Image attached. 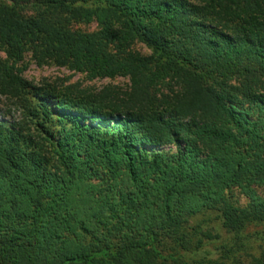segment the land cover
Returning a JSON list of instances; mask_svg holds the SVG:
<instances>
[{
  "label": "trees",
  "instance_id": "trees-1",
  "mask_svg": "<svg viewBox=\"0 0 264 264\" xmlns=\"http://www.w3.org/2000/svg\"><path fill=\"white\" fill-rule=\"evenodd\" d=\"M0 54L19 113L0 121V264H245L264 224V0H0ZM27 56L130 87L33 83ZM211 211L236 236L217 259L191 226Z\"/></svg>",
  "mask_w": 264,
  "mask_h": 264
},
{
  "label": "rangeland",
  "instance_id": "rangeland-1",
  "mask_svg": "<svg viewBox=\"0 0 264 264\" xmlns=\"http://www.w3.org/2000/svg\"><path fill=\"white\" fill-rule=\"evenodd\" d=\"M75 28L82 32H93L97 30V24H78ZM135 50L144 55L149 54V51L142 45H137ZM0 58L5 59L6 56L0 54ZM18 66L24 69L23 76L25 79L33 83L48 81L62 86H74L94 93H98L107 87L123 91L130 87L128 78L91 80L86 74L76 73L68 68L58 67L53 64L39 67L35 62L31 61L30 56H27L25 61ZM9 115L18 117L19 113L15 111L9 101L0 96V121H9ZM258 192L264 196V189L260 188ZM228 194V197L235 205L240 207L248 205V199L239 189H233ZM191 226L200 227L201 230L209 232L214 237L212 240H206V249L201 254L202 256L209 254L211 257L219 258L221 248L226 244L229 245L233 242L232 239L236 237L223 228L220 214L215 211L195 217L191 221ZM243 237L244 247H241V249L236 247V255L242 262L249 264L254 258L259 257L264 250V224L251 225L245 231Z\"/></svg>",
  "mask_w": 264,
  "mask_h": 264
}]
</instances>
